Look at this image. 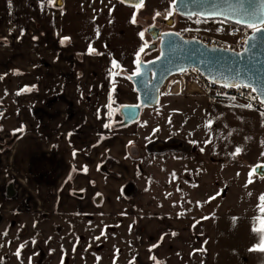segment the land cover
<instances>
[{"label": "rangeland", "instance_id": "1", "mask_svg": "<svg viewBox=\"0 0 264 264\" xmlns=\"http://www.w3.org/2000/svg\"><path fill=\"white\" fill-rule=\"evenodd\" d=\"M173 2L144 0L137 10L119 0H63L59 9L46 0H0V13L10 16L9 22L0 25V45L15 49L13 26L25 25L27 38L22 50L38 51L43 73L51 71L49 83L36 86L34 93L26 90L27 101L36 103L32 109L35 117L66 119L69 127L75 128L73 137L61 143L71 148L60 159L58 153L14 158L15 147L27 133L25 126L16 128L13 122L0 135V213L4 216L0 264H138L134 248L138 231H145V226L141 228L145 217L168 218L184 212L201 214L202 219L211 215L218 221L227 220L229 263L264 264V250L250 251L261 236V231L253 235L251 229L255 224L264 231V223L245 221L259 211L235 195L245 190L246 171L252 166L245 160H236L237 164L227 160L215 170L216 158L209 159L214 166L205 161L211 145H218L207 141L203 131L204 98L224 106H231L233 99L198 94L195 86L185 85L190 77L185 82L171 77L156 108L143 109L136 123L121 126L120 107L138 104L129 78L139 61L148 62L158 55L157 48L148 50L155 43L147 31L176 14ZM157 12L161 15L156 16ZM69 15L77 24H66ZM175 18L179 24L174 30L179 34L195 32L235 41L233 26L223 21L185 19L177 14ZM200 25L208 28H197ZM194 29L197 31H190ZM114 38L122 43L117 52L124 49L121 60L104 53L111 50L109 42ZM90 47L94 51L90 52ZM0 101L5 102L4 94ZM207 112L208 118L211 113ZM252 113L264 119L262 114ZM191 136L199 137L192 142L188 140ZM172 141L183 148L155 150L157 144ZM195 146L200 149L195 157L196 162L201 161L198 167L193 162L186 164L192 154L182 153ZM103 165L108 174L101 171ZM209 184L217 186L218 198L211 200L215 204L180 206L179 201L191 197L195 187L203 197L209 194ZM9 185L15 191L13 198L6 196ZM187 185L190 192L185 190ZM155 264L163 263L155 260Z\"/></svg>", "mask_w": 264, "mask_h": 264}, {"label": "crops", "instance_id": "2", "mask_svg": "<svg viewBox=\"0 0 264 264\" xmlns=\"http://www.w3.org/2000/svg\"><path fill=\"white\" fill-rule=\"evenodd\" d=\"M102 10L115 13L116 9H100V11ZM79 11L84 13V9H79ZM0 14V25H3L4 21H10L9 14L6 17L4 11ZM69 14L75 15V13ZM93 15L95 16L96 14L94 13ZM72 18L70 15L67 16L66 24H77ZM13 27L15 36L12 35L11 37L14 38V42L17 41L15 49L9 50L5 48L7 46L0 45V96L3 94L5 96V102L0 101V135H3L4 132L6 133V129H10L9 126L13 122L16 128L25 126L27 133L15 147L14 158L30 156V158L36 159L44 153H53L54 155L58 153V158L60 159L66 149L69 150L71 148L61 143H67V138L73 137L75 128L69 127L70 125L65 121L66 119L42 120L39 116L35 117L33 110L36 109V103H32L30 99L27 101L26 90L30 88V91L34 93L36 86H41L42 83H49L52 75L51 71L43 73L41 69V54L38 51L26 53L22 50L21 47L24 46L27 38L26 26L21 24ZM77 28L78 25L74 27V29ZM81 28L83 29V26ZM197 28L207 29L208 26L200 25ZM109 43L112 46L111 50L104 53H107L106 55L113 53L115 56L114 60H121L124 49H119V52H117L118 48L122 47L121 41L114 38ZM13 71H19L21 75L15 76ZM45 86L47 87V85ZM204 100L206 104H204L201 114L204 120L203 131L208 134H205L207 141L211 144L216 142L218 145L216 148L211 145L209 152H206L205 161L209 162V159L216 158L214 161L216 168L213 167L215 170L218 169V166L222 168L224 161L228 162L230 160L232 162L234 160L236 164V160H245L246 162L244 163L252 166L250 170L248 169V173L246 171L247 186L245 190H243V193L240 192L235 195L241 196L243 201L255 206L259 211L256 217L247 218L245 221L260 222L264 220V214L261 211L262 202L259 199L264 194V176H257L253 169L257 166H264V119L257 118L252 113L253 111L246 108L242 103H237L238 101L236 100L231 101V106H224L223 103L218 102L209 103L205 98ZM31 106L33 108H30ZM37 106H39L38 108L41 107L40 102ZM205 110L208 111L207 113H211L210 117H205ZM32 115L33 118L31 117ZM10 118L13 121H9L8 119ZM195 137H188V140L196 142L199 136ZM43 140L49 141L44 143ZM183 144L185 147L186 143ZM237 148L241 149L239 154H235ZM214 152H216V155ZM182 153L192 154L191 156L189 155L190 160L186 164L193 162L194 165L198 164L197 167L199 166L201 161H195V157L200 153V149L197 146L192 150H184ZM209 165L214 166L212 163ZM190 168L191 165L190 167L188 166V169ZM192 168L193 172H197L195 166ZM104 173L108 174V171ZM250 180L251 182H249ZM189 189L190 186L187 185L185 190L190 192ZM208 189L210 190L209 194H204L203 197L199 189L195 187L194 193H189L191 197L186 200L184 197L183 202L179 201L180 206L183 205L185 207V204L186 206L215 204L211 200L218 198L216 193L217 186L209 184ZM212 189L214 192L211 191ZM52 198L51 195L50 199ZM194 199L199 201L195 203ZM181 200L183 199L181 198ZM187 200H190L188 204L186 203ZM202 218L201 214L194 213V215H191L187 214V212L179 214V216L171 214L168 218L165 215L146 216L143 223L141 222V228L145 226V231L139 230L136 236L134 249L138 264H155V260L161 261L163 264H231L229 263L231 232L230 226L226 223L227 220L219 219L220 221H218L217 218L211 215L205 219ZM251 233L258 235V232ZM192 239L194 242L191 241ZM255 245H258V243ZM191 256H194V261H191ZM259 263L252 261L250 264Z\"/></svg>", "mask_w": 264, "mask_h": 264}, {"label": "water", "instance_id": "3", "mask_svg": "<svg viewBox=\"0 0 264 264\" xmlns=\"http://www.w3.org/2000/svg\"><path fill=\"white\" fill-rule=\"evenodd\" d=\"M121 2V0H119ZM123 5L136 8V0L121 2ZM174 12L185 19L198 18L203 21H223L238 27L248 26L256 22L259 17L248 18L233 9L244 8L261 9L264 5L260 0H174ZM63 0H57L56 9L62 8ZM264 28V27H261ZM153 42H158L148 48H157L156 58L137 63L141 75H132L129 79L138 97L139 107L124 105L120 107L121 126L127 127L136 123L143 109H154L158 106L161 91L168 79L174 75L187 71H197L205 80L219 86L236 87L235 85L256 89L255 94L261 102L264 99V31L249 36L242 52L206 47L193 39H184L176 31L159 32L156 27L147 31ZM160 151L180 149L183 145L174 141L158 144ZM254 173L264 176V166L255 167ZM101 171L107 172L105 165ZM8 197L14 195L9 186L6 191ZM3 216L0 214V224Z\"/></svg>", "mask_w": 264, "mask_h": 264}, {"label": "built area", "instance_id": "4", "mask_svg": "<svg viewBox=\"0 0 264 264\" xmlns=\"http://www.w3.org/2000/svg\"><path fill=\"white\" fill-rule=\"evenodd\" d=\"M261 27H264V25H262ZM253 32H254V29L252 27H242V28L233 27L231 30V35L232 37L235 38L234 42L221 40V39H218L212 36L195 33V32L181 33L180 35L184 39L196 40L206 47L218 48V49L229 50L232 52L239 53L244 50L247 39L249 38L251 34H253ZM173 77L179 78L183 82H185V79L187 77H190L191 80H187L185 85H194L195 87H197L199 90L198 94H201L204 96H217V97H222V98L233 99V100L239 101L244 106L251 104L252 105L251 108L249 107H246V108L252 111L261 113V114L264 113V104H262L259 101L255 92L249 87L219 86V85L208 82L197 71H194V70H187V71L178 73L174 75Z\"/></svg>", "mask_w": 264, "mask_h": 264}, {"label": "snow or ice", "instance_id": "5", "mask_svg": "<svg viewBox=\"0 0 264 264\" xmlns=\"http://www.w3.org/2000/svg\"><path fill=\"white\" fill-rule=\"evenodd\" d=\"M46 2H47V4H49L51 6H55L56 3H57V0H46ZM121 2H127V0H121ZM260 2H261L262 5H264V0H260ZM143 4H144V0H136V4L134 6L138 10L140 7L143 6ZM173 7H175V5H173ZM233 11H237V12L241 13L242 15H244V16H246L248 18L259 17L260 19H259L258 23L260 25H264V7H262L261 9H254V8H244L243 6H241L239 9H233ZM155 15L159 16L161 14L159 12H157ZM169 15H171V12H169ZM132 22L133 23L136 22L135 15L132 18ZM248 26L252 27L254 29V31H256V32L264 31V28L258 27L256 22H252ZM140 35H141V37H143V33H140ZM64 39L67 40L69 38L65 37ZM61 42L63 43V40ZM89 51L92 52V51H94V49H92L90 47ZM140 51L143 52L144 48H141ZM113 63L115 64V62H113ZM135 75L136 76H140L141 75L139 67L137 68V70L135 72ZM235 86L239 87V85H235ZM253 91H256V89H253ZM262 95H264V93H262ZM261 103L264 104V99L261 100ZM135 107H139V105H136ZM245 107L251 108L252 105L248 104ZM262 115H264V113H262ZM108 126L109 125H107V124L105 125V127H108ZM22 130L23 129H20L19 131H22ZM240 151H241V149L237 148L235 154H239ZM74 155H75V153H74ZM257 167H261V166H257ZM255 170L256 169L254 168L253 171H255ZM249 182H251V180ZM259 199L262 202L261 211L264 212V194H262ZM261 222L264 223V220H262ZM252 230H253V232L261 231V236H260L259 244L255 245L252 249H250V251L256 250L257 248H260V250H264V231H262L261 229L257 228V226L255 224L253 225V229ZM21 247H23V246H21ZM16 255L19 256V251L16 253Z\"/></svg>", "mask_w": 264, "mask_h": 264}, {"label": "flooded vegetation", "instance_id": "6", "mask_svg": "<svg viewBox=\"0 0 264 264\" xmlns=\"http://www.w3.org/2000/svg\"><path fill=\"white\" fill-rule=\"evenodd\" d=\"M176 15V14H175ZM175 15L172 16V17H169L168 19H165V20H159L157 22V25L156 26H153V27H156L157 29H159V32L162 33V32H167V31H175L174 29L177 27V25L179 24L178 22H176V18H175ZM155 43V46H157L158 42H154ZM153 46V45H152ZM155 150H158L156 149L155 147ZM160 151V150H159ZM13 188L12 185H9ZM8 186V187H9ZM7 187V188H8ZM7 188H6V191H7ZM13 191H14V188H13ZM7 196V195H6ZM15 196V191H14V195L12 197H8V198H13ZM1 214V213H0ZM3 216V214H1ZM3 222H4V216H3ZM2 222V223H3ZM1 223V224H2ZM0 224V225H1Z\"/></svg>", "mask_w": 264, "mask_h": 264}, {"label": "trees", "instance_id": "7", "mask_svg": "<svg viewBox=\"0 0 264 264\" xmlns=\"http://www.w3.org/2000/svg\"><path fill=\"white\" fill-rule=\"evenodd\" d=\"M194 19H198V18H194ZM225 23L230 24V23H228V22H225ZM230 25H232L233 27H236V26L233 25V24H230ZM240 28H242V27H240Z\"/></svg>", "mask_w": 264, "mask_h": 264}, {"label": "bare ground", "instance_id": "8", "mask_svg": "<svg viewBox=\"0 0 264 264\" xmlns=\"http://www.w3.org/2000/svg\"><path fill=\"white\" fill-rule=\"evenodd\" d=\"M194 86V85H193ZM197 88V87H196ZM198 89V88H197Z\"/></svg>", "mask_w": 264, "mask_h": 264}]
</instances>
